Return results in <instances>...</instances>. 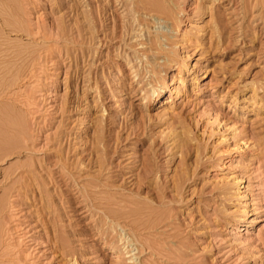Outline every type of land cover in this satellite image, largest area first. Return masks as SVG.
I'll list each match as a JSON object with an SVG mask.
<instances>
[{
	"label": "rangeland",
	"instance_id": "374dc122",
	"mask_svg": "<svg viewBox=\"0 0 264 264\" xmlns=\"http://www.w3.org/2000/svg\"><path fill=\"white\" fill-rule=\"evenodd\" d=\"M162 1L0 0V264H264V0Z\"/></svg>",
	"mask_w": 264,
	"mask_h": 264
},
{
	"label": "bare ground",
	"instance_id": "6f19581e",
	"mask_svg": "<svg viewBox=\"0 0 264 264\" xmlns=\"http://www.w3.org/2000/svg\"><path fill=\"white\" fill-rule=\"evenodd\" d=\"M142 4H144V5H148V6H150L152 9H154V10H156V11H159V12H161V13H163V14H165L166 16H169V15H171L172 14V9L170 8V7H168L167 6V4H165L166 2H164V1H162V0H139ZM171 1V0H170ZM212 1V0H211ZM170 3V2H169ZM133 5V4H132ZM170 5V4H169ZM122 6H126V4L125 3H122ZM127 7V6H126ZM207 9V8H206ZM135 15V14H134ZM138 24V23H137ZM136 24V25H137ZM217 26V25H216ZM216 29V28H215ZM214 30V29H213ZM218 30V29H217ZM142 31H144V30H142ZM147 31H149L148 29H147ZM127 36V35H126ZM151 36V35H150ZM149 36V37H150ZM157 39L159 38V36L157 35V37H156ZM144 40V39H143ZM139 41V40H138ZM142 45H145V43L144 42H142L141 43ZM154 44V43H153ZM201 45V44H200ZM202 48V47H201ZM206 50V49H205ZM159 51V50H158ZM142 54V53H141ZM192 56V54H190V55H188L187 57H186V62H185V65H183V68H182V65H180L181 67H180V69H178V68H176V70L178 71V75H179V79H178V81L177 82H182V83H185V79H186V77H183L182 78V76H181V73H182V69L184 70V69H188V67H189V65H188V62H189V59H190V57ZM147 62H148V60H147ZM207 63H208V61L207 60H205L203 63H201V65H198L197 67L199 68V74L201 75V77H203L204 76V74L206 73V71H207ZM213 63V62H212ZM144 64V63H143ZM156 64V63H155ZM158 65V64H157ZM195 65V64H194ZM193 65V66H194ZM214 65V64H213ZM147 66V65H146ZM148 66H150V65H148ZM154 68V67H153ZM156 69V68H155ZM200 79V77H197V78H193L192 80L195 82V83H198V80ZM171 80H173V77L171 78ZM180 90V87L179 86H177L176 87V89H170L169 88V85L168 84H166V83H164L163 84V86H161V87H159V88H154V89H152V91L150 92V91H145L144 92V98H147V100L151 103H154V102H156V101H160V98L162 99V96H164L167 92H169V101H170V93H178V92H180L179 91ZM253 95V94H252ZM255 95V94H254ZM250 97V96H249ZM248 97V98H249ZM258 98V97H257ZM246 99V98H245ZM254 98H253V96H251L250 97V101H252ZM244 102H245V100H244ZM163 103H165V101L163 100ZM166 104V103H165ZM254 104V103H253ZM261 106V105H260ZM246 107H248V106H246ZM242 108H243V104H242ZM245 108H243V110H244ZM243 112V111H242ZM184 151V150H183ZM182 153V152H181ZM180 153V154H181ZM184 153V152H183ZM182 155V154H181ZM222 168V167H221ZM138 174V173H137ZM136 174V175H137ZM133 176H134V174H133ZM204 176H209V175H204ZM134 178V177H133ZM157 178V177H156ZM155 184V183H154ZM156 185V184H155ZM156 186H158V184L156 185ZM246 221V216H244V217H242L241 218V222H245Z\"/></svg>",
	"mask_w": 264,
	"mask_h": 264
}]
</instances>
